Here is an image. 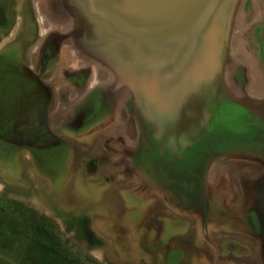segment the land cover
<instances>
[{"label":"rangeland","instance_id":"obj_1","mask_svg":"<svg viewBox=\"0 0 264 264\" xmlns=\"http://www.w3.org/2000/svg\"><path fill=\"white\" fill-rule=\"evenodd\" d=\"M36 1L34 7L32 3L19 1L16 13L20 16L23 11L37 10L40 28L47 26L42 22L48 23L42 18L43 13L50 14L48 24L54 30L55 25L58 29L62 28L59 24L67 22L72 27V14L67 5ZM152 3L170 7L166 0H153ZM3 4L2 9L7 10L9 2ZM237 6L224 80L234 97L249 98L252 92L246 95L238 90L243 87L242 83L254 89V95L264 91V0H240ZM129 10H139L138 2H133ZM105 11L101 8V14ZM17 23L14 30L13 18L5 20L4 26L0 25L3 34L0 35V67L20 66L25 52L33 44L31 40L21 42L18 32L22 31L23 19L18 17ZM156 25L159 28V23ZM75 44L70 37L63 45V61L90 63L94 60ZM121 45L115 49L122 48ZM133 58L136 62L132 61L127 81L134 94V106L147 130L144 146L140 151L136 148L134 154L139 164L166 166L170 169L168 174L174 188L195 203L202 194L200 182L207 162L215 160L217 153L242 150L264 160L263 119L217 100L204 109L200 107L203 111H199L195 119L194 113L199 108L195 104L197 100L188 103L186 94L161 81L157 71H148L145 55H133ZM3 77L6 75L0 79ZM97 78L94 74L93 84ZM58 92L56 89L51 102L50 125L72 148L61 140L49 139L42 148L17 140V133L22 131L16 130L23 128L31 115L22 107L7 105L9 97L0 96V264H22L30 258L44 256L35 247V232L29 226L37 216L49 220L47 223L62 240L63 250L71 263L158 264L157 256L151 259L145 248L147 241L156 238L149 224L148 186L145 183L140 186L138 182L130 185L133 176L128 174L123 179L120 177L121 181L115 185L111 174L116 168L101 161L97 167L87 163L88 158L104 160L106 155L109 157L103 146L105 139L110 137L106 124L98 123L92 131L85 130V133L70 137L61 130L59 122L68 117L65 113L72 99L67 94L60 98ZM138 133L140 138L142 132ZM146 134L153 140L149 141ZM190 140L193 144L188 146ZM178 164H183L184 168L180 170ZM181 172L184 176H180ZM195 206L198 204H193V208ZM175 226L177 228L173 224V228ZM165 254L160 259L165 260Z\"/></svg>","mask_w":264,"mask_h":264},{"label":"flooded vegetation","instance_id":"obj_2","mask_svg":"<svg viewBox=\"0 0 264 264\" xmlns=\"http://www.w3.org/2000/svg\"><path fill=\"white\" fill-rule=\"evenodd\" d=\"M5 1L9 2L7 10L2 9ZM19 1L32 3V5L35 3V0H0V25L4 26L5 20L13 18L14 30L18 26L17 18H22L24 25L20 27L22 31L18 32L19 39L21 42L33 41L31 42L33 44L27 49V53L25 52L24 61L20 66L9 64L10 66L0 67V76L6 75L0 79V96L9 97L6 101L7 105H11L13 108L22 107L25 109V113L31 115L23 128L16 130V132L22 131H18L17 134L19 135L16 139L23 140V143L28 144V146L40 148L44 147L49 139L51 141H64L60 135L58 136L53 132L50 125L51 102H53V95L58 89L60 98L61 95L66 96L67 94L72 99L68 111L66 113L64 111L68 117L65 116L59 122L61 130L69 133L70 137L74 138L76 135L85 133V130L92 131L98 123L104 122L106 124L110 137L105 139L103 146L109 157L106 155L104 160L95 157L88 158L87 163L89 165L97 167V163L101 161L104 165L110 163L115 166L121 165L126 170L129 167L133 168L139 165L134 154L136 148L137 151H140L144 146L145 131L147 130H144V119L141 118L140 112L134 106L132 89L117 79V76L111 72L113 68L110 65L103 60L100 61L97 55L85 50L86 48L82 46L79 40L75 42L71 39L73 43H76L75 45L81 47V51L86 52L95 61L91 59L92 62L90 63L84 62L88 66L83 62L69 63L63 61L62 47L71 37L69 33L74 32L73 27L67 22L59 24V27L62 28L56 29L57 26L55 25L54 30L48 24L51 21L50 14L43 13L42 18L48 23L42 22L43 25L46 24L47 26L40 28V20L36 16L37 10L23 11L20 16L16 13L17 10L15 9ZM36 2L64 6L68 0H37ZM69 19L70 17L67 20ZM1 32L0 29V35L3 36ZM94 74H96V78L98 77L95 84L92 83ZM104 75L105 77L102 79ZM242 85V88L238 87L241 93L247 95L248 91L254 90L251 87H246L245 83ZM258 94L264 96V91L262 90ZM234 106L246 111L243 106ZM246 113L249 112L246 111ZM140 131L142 135L139 138L138 132ZM146 135L149 141L153 140L148 134ZM69 147L72 148L73 146L69 145ZM149 147L153 148L150 145ZM183 164H178L180 170L184 168ZM256 187L263 190V193L259 192V196L257 194L260 205L256 209V214L261 230L259 235L263 240L260 256L264 262V178L258 181ZM255 234L258 235V233Z\"/></svg>","mask_w":264,"mask_h":264},{"label":"water","instance_id":"obj_3","mask_svg":"<svg viewBox=\"0 0 264 264\" xmlns=\"http://www.w3.org/2000/svg\"><path fill=\"white\" fill-rule=\"evenodd\" d=\"M152 1L68 0L71 39L110 65L128 86L133 55H145L148 71H157L161 81L186 94L188 103L198 101L195 119L215 100L250 109L224 80L240 0H166L170 7L164 8ZM133 2L139 10H129ZM101 8L106 9L102 14Z\"/></svg>","mask_w":264,"mask_h":264},{"label":"crops","instance_id":"obj_4","mask_svg":"<svg viewBox=\"0 0 264 264\" xmlns=\"http://www.w3.org/2000/svg\"><path fill=\"white\" fill-rule=\"evenodd\" d=\"M250 92L249 98H235L250 106L243 107L249 116L264 121V96ZM221 153L207 162L200 182L202 194L195 203L174 188L169 169L162 164H139L129 172L121 165L109 164L116 168L111 174L115 185L128 174L133 176L130 185L148 186L149 224L156 238L147 241L145 248L151 259L157 256L158 264H264L256 214L260 205L257 194L263 193L256 184L264 178V160L242 150ZM196 203L198 207L193 208ZM164 252L165 260L160 259Z\"/></svg>","mask_w":264,"mask_h":264},{"label":"trees","instance_id":"obj_5","mask_svg":"<svg viewBox=\"0 0 264 264\" xmlns=\"http://www.w3.org/2000/svg\"><path fill=\"white\" fill-rule=\"evenodd\" d=\"M47 222L49 220L46 217L37 216L31 220L29 225L31 231L35 232L34 245L44 253V256L30 258L29 261L25 260L26 263L22 264H74L69 262L63 250L62 240Z\"/></svg>","mask_w":264,"mask_h":264}]
</instances>
